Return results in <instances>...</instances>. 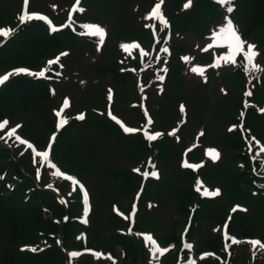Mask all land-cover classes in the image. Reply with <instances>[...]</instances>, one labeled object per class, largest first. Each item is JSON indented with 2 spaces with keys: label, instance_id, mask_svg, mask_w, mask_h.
<instances>
[{
  "label": "rangeland",
  "instance_id": "rangeland-1",
  "mask_svg": "<svg viewBox=\"0 0 264 264\" xmlns=\"http://www.w3.org/2000/svg\"><path fill=\"white\" fill-rule=\"evenodd\" d=\"M118 1L125 0H97V3H95L93 7L92 4L87 3L91 9L89 13L91 18L87 17L85 12L80 16V18L82 20L98 21L102 26L105 25L108 29L110 27L112 17L114 18L113 23L117 27L122 28L123 26H127L128 20H132L136 23L138 12L143 2H141V0H126L124 10L121 12L119 17L118 11L115 15L113 14L118 8ZM150 1L151 0H146L145 2L147 4ZM159 2L163 4V1ZM191 2L192 6L189 8H192V10L197 12L196 18L199 22H210L209 13L212 14L213 18L218 15L216 10H210V7L206 10L201 9L199 6L200 0H191ZM249 2H251V0H249ZM70 3L71 0H29L28 9L31 12L35 11L36 13L47 15L54 24H57L69 16ZM187 3L188 0H173L169 2L170 10L167 14V21L165 16L162 15L163 20L167 23H162L160 19L156 20L155 26H157V29H160L161 27L164 28V36L168 29L173 30L179 27V29L183 28L184 30H179V35L175 34L174 31L171 33L170 46L172 49V57L169 61V71L165 74V78L151 91H140L138 93L139 99L135 97L132 90L129 91L126 88L115 89L110 84L106 83L101 75V71L110 63V61L105 62L102 59L109 45L114 47V59L121 60L124 55L122 45H128L134 40L143 41L147 33L144 34V26L142 24L139 26H132L124 35H120L118 33L111 34L99 50L86 46L83 51L82 58L79 57L75 51L69 49L66 55L67 59L65 60V66L68 69V72L64 85L60 91L54 94L52 102L49 101L41 103L43 104L42 106L40 104L32 111L24 109V105L23 107L17 106L13 112L6 111V114L9 113L8 115L11 117L13 122H16V120L22 121L23 123H26L25 126H28L33 131L44 132L41 123L42 118L45 114L46 116H49L48 112L51 106H53L51 113L62 112L63 109L67 114L81 112L84 114V122L102 121L103 119L108 118L109 114H113L120 119L124 125H131L132 118L141 108V110L146 112L152 120L155 129L167 130L174 128L180 130L185 136V139H188L193 144V147L198 146L203 154H207L210 150L217 152L219 157L213 163H211L212 158L207 155L209 159L206 160V168L202 171V173L200 172V174H197V179L201 181L206 190H211L213 192L218 190L219 194H222L221 200L223 203H221L222 201L220 199L214 201L210 210L204 209L202 206L194 207V205H192L190 210L185 208L186 213H192L191 219H187L188 216L185 219L181 217V203L179 204L178 202L180 201V198H178L179 187L183 184L184 179L180 176V171L175 170L176 167L180 164L182 165L184 160L187 159V156L182 154L181 150L178 151L179 147L182 146L181 141L177 142V145L173 144V147H177H174L173 150V154L176 155H174L171 160L167 162V165L165 164L166 169L164 172V178L163 167H160L156 163H150L145 167L141 166L143 168L141 172H143L142 175L144 177H147L144 175L146 172L151 173L155 171L158 174V178L153 180V185L148 181L144 182L141 179H136L133 182H130V179L128 178L129 181H125L122 173H120L116 166L121 167L123 170H126L127 167L131 169L133 163L135 162L134 158L129 155V151L126 149L127 146L125 144L120 145L106 140L99 135H96L94 130L87 128V125L76 127L73 131V137L75 138L74 153H76L78 157L80 156L82 158V172L79 171L80 167L78 170L75 165L68 169L75 173L78 171L86 181V184L89 186L91 191L89 189L87 190L90 193L89 201L92 210L95 208V204L101 200L98 199L101 192L95 194L92 192H94L98 186L105 183V175L115 178L120 185L119 188L125 187L129 190L125 196L119 198L123 209L132 208L134 198L138 197V195H143V192L148 189L147 195L143 198L145 201H141L138 207H136V210L140 211V209H145V213L148 214L151 212L153 205L156 204L157 212L162 217L167 218L168 215L172 213V210L176 208L180 214V222L175 224L174 235L176 238L185 236L190 240H186L188 242V247L191 248L190 245L192 244L194 249L199 250L205 245L208 238H210L209 232L213 229L212 225L215 223L216 218L218 215L223 214V208L221 206L227 207L232 204L233 201H235L234 204L238 203L245 207V213L250 215L249 225L251 230L254 232L252 235L262 236L264 234V197L256 189H254L249 182V174L246 170L248 161L247 151L244 147H240L238 149L235 148L233 142L234 140L230 137V135H233L232 131L226 134V131L228 130L227 125L233 119V101L234 99L236 100L239 98V91L237 89L232 90L229 83L222 85L219 89V95L220 97H224V100L220 102L216 96L206 98V89H210L209 83L199 86L195 91L192 86L186 88L183 84L182 78H184V62L186 60H191L192 58V56L188 53V48L190 46L193 49L197 46V49H199L200 45L204 42L203 37L199 36L197 33L200 31L199 28L191 23L195 17L191 15L189 16V13H186L187 9L185 10V5ZM207 3L209 4L210 2L208 1ZM245 3V1L242 3L243 11L246 9ZM18 4H20L18 7L21 9L23 0L21 2L18 1ZM101 8L103 9L102 12H100ZM13 9L14 4L12 0H0V23L2 21H9L10 17L14 13ZM74 9H78L77 2L75 3ZM173 20H176L175 28H173ZM71 23L75 26L73 20H70L67 22L65 30L72 29L70 26ZM262 23V31H264V22ZM89 25L92 24H88L86 26ZM86 26H84L81 30H76V33L83 36H91L92 34ZM187 26L191 28L185 30ZM23 31L24 30H22V32ZM26 31L27 32L24 33L23 36L15 34L12 40L14 44H12L11 41V46L9 48L7 47L8 43L6 44V41L2 43L3 46L0 48V62H3L2 68L4 69L2 77L6 75L5 69L8 68L11 63L8 58L10 57L9 54L12 53V48L14 50L15 47L22 45V40L20 39L26 35H31L35 30L28 29ZM262 31L258 30V33H260L261 36L259 34H257V36L264 41V33ZM152 37L153 43L155 39L154 36ZM95 38L96 40H99V43L101 42L98 37ZM72 39L73 37L69 38L66 34L59 35L57 38H54V43H50V47H53L56 52L60 51L64 49L67 46V42ZM156 39L158 41L157 44L160 45L161 40L158 38ZM1 41L2 39H0V42ZM164 41L166 40L164 39ZM222 43L224 47H228L225 40H223ZM256 46L254 51L258 53V55L254 57V61L262 66L263 72L259 77L253 79L250 84L247 85L246 92L242 94V96L245 100H250L260 105L261 102L264 101V49L260 46ZM79 49L81 50L80 47ZM133 50L134 47L128 48V52H132ZM193 52L196 53L197 51L193 50ZM226 53L230 54L231 50L228 48L227 52L219 51L216 53L219 56L221 55V59L218 61L219 64L226 61ZM94 59L95 61H93ZM145 61L146 59H144V62ZM128 66L134 69L131 64ZM194 68L199 71H193ZM212 71L214 74L215 71ZM232 71L233 75L230 71L224 72L225 77L221 83H226L227 78L232 75L233 77H237V84L241 86L240 79L243 76V72L240 69H233ZM16 72L17 70L14 71V73ZM154 72L159 74L156 69ZM202 72L204 73L203 68L196 65L187 69L185 77L186 81H190V84L192 85L197 83L193 80V78L197 76L198 79ZM49 75L53 76L52 73ZM57 77V75H54L53 78L56 79ZM137 77L138 75L136 72H134L131 76L133 79ZM204 79L206 81H211V74H207ZM127 84H131L130 78H128ZM202 87H205V89H203L204 96L198 95V93L202 91ZM210 90L214 95L215 87L213 86ZM100 91L108 92L106 93L107 98H105V101L102 103L98 101L99 96L97 94H99ZM134 91L136 90L134 89ZM247 93H251V95H247ZM109 95H111V99L109 98ZM65 100L68 101V106L64 108ZM211 101L213 102V105L210 104ZM24 102L28 103V100H25ZM181 106H183L182 120L178 123L176 121L178 119V111L181 110ZM9 108L12 109L13 107L8 106L7 109L10 110ZM242 122H244V119L240 116V121L237 124H240V127H242ZM56 123L58 126V119ZM134 123L135 121L133 122V125ZM235 124V121L230 123L232 126ZM18 129L15 131L14 135L9 136L8 133H5V136L7 138H18L19 140V134L17 133ZM21 129H24L23 126ZM45 133L46 131L44 134ZM145 133L146 136H153L151 129H145ZM175 134L176 133H174L173 136H175ZM222 136H224L223 147L226 150V153L223 151V147L221 146ZM0 144L6 145L4 139H0ZM12 147L13 144H10V150H12ZM87 147L91 149L90 152L84 151V148ZM20 150L21 148L19 151ZM40 154H43V152ZM226 154H229V156ZM134 156L138 157V153H135ZM39 157L43 162L46 161L44 160L43 155H39ZM159 157L160 156L158 155L156 158ZM193 159L197 160L195 157H193ZM111 163L116 166H109L108 164ZM162 178L163 180L173 179L175 181L174 183L178 186L176 185L174 189L171 187L168 189L165 183H161L159 181ZM104 203L108 205L111 210H113V207L117 205L114 198H108L104 201ZM147 206H149L150 209L147 208ZM137 213L139 214V212ZM143 222L144 228L150 229L149 233L152 234L150 242L153 245V250L150 254L154 259H157L158 252H156L157 248L155 242L156 240H162L165 242L163 239L166 237V233H169L170 230L167 229V232H164V230L157 231L159 229L155 226L152 227L149 225V227H147V221L142 216H139L136 222L138 229L143 228ZM189 222L190 226L187 230V226H185V224ZM235 227L238 228L237 224H235ZM101 237H103V234L98 237L97 241L94 235H92V237L87 239L86 246H101V242L103 241ZM139 237H141V235ZM251 244L245 242V244L236 246L234 250L237 251L235 256L238 257L237 262L234 263V260H230V262H227L226 264H264V244L257 246L255 249ZM112 247L115 250H119L122 249L124 245L113 244ZM127 256L121 258L117 264H122L126 258L130 259V257ZM220 256L222 257V254ZM149 261H152L151 257L149 258ZM80 262L86 264H99L96 259L90 258L89 256L82 257ZM214 262L220 264V261L215 258ZM137 264H141L140 258L137 260Z\"/></svg>",
  "mask_w": 264,
  "mask_h": 264
},
{
  "label": "trees",
  "instance_id": "trees-1",
  "mask_svg": "<svg viewBox=\"0 0 264 264\" xmlns=\"http://www.w3.org/2000/svg\"><path fill=\"white\" fill-rule=\"evenodd\" d=\"M199 6L203 10L209 8L206 0H200ZM196 14L197 12L194 10L189 13V15L194 17H196ZM249 16L250 26L248 31L254 30L256 27L263 28L264 0H251ZM28 29H34L35 31L31 35H26L20 39L22 40V45L15 47L14 50L12 48V53L9 54L10 57L8 56L9 62L11 61L9 67L15 65L35 66V61L43 57L47 46L52 42L47 40L44 29L39 25H32ZM26 32L25 30L24 33ZM24 33L20 36H23ZM11 43L14 44L13 41ZM11 43H8V48L11 46ZM0 66H3L2 61L0 62ZM48 98V87L45 82H32L24 79L13 80L0 91V117H2L8 106L13 107L10 111H14L17 106L23 107V105L24 109L32 111L41 103L47 101ZM25 100H28V103H25ZM253 115V113L248 114L250 122L255 120ZM86 124L93 126L101 134L113 137L117 142L127 144L132 154L147 152L148 148L139 135L125 137L114 125L105 120L98 122L88 121ZM51 126V121L47 120L45 128ZM70 127L59 134L54 147L53 157L61 165H65L64 167L67 169L75 165L78 170L79 167L82 170L81 159L74 153L75 138L72 133L74 127ZM25 132L30 134L32 140L37 144H44L45 138L42 133L31 132L28 128L25 129ZM156 147L160 150V156L164 158L173 149L171 144L166 140L158 142ZM239 147L240 140L236 139V148ZM31 165L29 154L17 158L11 151L0 147V264H64L65 255L60 250V247L55 244L54 238L55 235H59L63 241V245L67 247L69 238L72 237L75 231L79 230L78 225L71 221L65 224L62 223L65 214H79V196H75L69 210L58 205L54 200L55 196L50 191L45 192L36 188L38 185L32 178L34 175ZM3 173L5 174L2 176ZM179 174L184 179V182L179 187L178 198H180V201L178 202L179 204L181 203V211L185 212L187 204H192L195 201L198 202L199 199L192 190L193 176L191 172L186 171ZM122 175L125 181H129L128 178L130 182L136 180L129 172H123ZM108 178L114 183L110 189H108L107 185H103L100 188L99 192L101 193L98 199L101 200L98 201V205L95 204L93 210L91 209L89 227L85 228V230L87 231L88 238L94 235L97 241L98 237L103 234L101 246L97 247H102L104 250L110 248L113 251V244L124 245L127 257H130V259L126 258L122 264H137L139 258L140 261L144 259L139 244L129 237L116 234L115 229L119 227L120 221L113 215L111 208L104 203L108 198L111 199L116 196L112 191L117 187L120 197L125 196L129 190L125 187L119 188L120 185L115 178L110 176ZM174 182L173 179L161 181V183L167 185L168 189L176 187L177 184ZM8 183H10L9 187L11 189H8ZM26 194H29L28 199H26ZM202 207L210 210L212 204L209 201H203ZM249 219L250 215L243 213L236 214L234 224H231V231L236 234L240 233L243 236H251L254 232L249 225ZM235 224H237L238 228L235 227ZM43 238L50 244L49 248L41 250V252L36 254L26 250L19 251V246L34 244ZM220 240L217 235L214 238H208L205 247L218 251L221 246ZM234 258V263H236L238 257ZM204 264L218 263L208 260Z\"/></svg>",
  "mask_w": 264,
  "mask_h": 264
},
{
  "label": "snow or ice",
  "instance_id": "snow-or-ice-1",
  "mask_svg": "<svg viewBox=\"0 0 264 264\" xmlns=\"http://www.w3.org/2000/svg\"><path fill=\"white\" fill-rule=\"evenodd\" d=\"M77 5L79 4V0H76ZM162 2V0H161ZM218 2L220 3H225L227 2V0H218ZM29 0H24V6H25V12L23 13V15H21L20 20L21 22H24V20L27 19H32V18H37V19H41V20H47L46 17L41 16L39 14H31L29 15V13L27 12V6H28ZM191 4V0H188V3L185 5V8L189 7ZM160 4H156V6L152 9V12L150 14L149 17L147 18H156V19H160L162 21V23L166 24L167 22L165 20H163L162 17V13L160 12ZM75 10V9H74ZM229 12L232 11V8L229 7L227 9ZM82 11V9H81ZM71 19V17H69ZM49 23H51L50 21H48ZM89 31L91 32L92 35L97 36L100 41H103V38L105 36V31L104 29H102L99 26H86ZM56 29L53 28V31H55ZM8 35H10V30H4V29H0V36H4L7 37ZM217 39H223L227 42V46L228 48L231 50V55L229 57H226L227 60H231L233 63H235L234 57L236 56L237 53H242L244 52V42L242 41L241 37L237 34V32L234 30L232 22L229 20L227 23V26L224 28L220 29V35L217 37ZM129 47H138V45H122V48L127 51ZM255 49V45L252 44H248L247 45V52L244 54V59L247 61V65L251 66L254 70L258 67L257 65L254 64V57L256 55H258V53H256L254 51ZM166 51V49H165ZM144 54L142 53V56ZM50 64L53 62H49ZM20 71H24V70H20ZM193 71H199L198 69H193ZM33 75H38L40 77H43L45 75L44 71H40L39 73H32ZM8 79V75L3 76L2 78H0V83H3L4 81H6ZM162 79V78H161ZM247 95H251V93H247ZM109 98L111 99V95H109ZM68 106V101L65 100L64 102V107ZM181 111L183 112V106H181ZM57 116H60L61 113L57 112L56 113ZM79 119H84L83 115L78 117ZM64 123H66L65 120H60L58 127L63 126ZM149 123H151V120H149ZM8 124V121L5 120L3 122H0V129H3L6 125ZM124 130L126 132H131L133 131L132 129H129L127 127L124 128ZM15 133V129H13L11 132L8 133L9 136L14 135ZM156 136H149V139H155ZM18 139V138H17ZM23 143V141H21ZM29 147H31L29 145ZM37 155H43L44 160L48 159V152H44L43 154L37 153ZM207 155H209L213 160L218 159L219 154L217 152H215L214 150H210ZM184 167H192V165H189L187 163L184 164ZM136 171H139L138 169ZM57 175H60L59 172L56 173ZM145 176L148 175H152L154 177L158 178V174L153 171L151 173H145ZM81 190L84 192V196L85 199L87 198V193L86 191L83 189V186H81ZM199 190V188L197 189ZM204 195H219V191L217 190L216 192H212L209 193L207 191L204 192ZM86 222V221H85ZM236 241L233 240V243H235ZM256 242H253V244H255ZM227 247V244H226ZM156 252H159V249H156ZM160 254H163L162 252Z\"/></svg>",
  "mask_w": 264,
  "mask_h": 264
}]
</instances>
